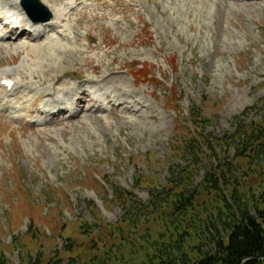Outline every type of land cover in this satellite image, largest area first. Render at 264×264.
Returning <instances> with one entry per match:
<instances>
[{
    "label": "rangeland",
    "instance_id": "1",
    "mask_svg": "<svg viewBox=\"0 0 264 264\" xmlns=\"http://www.w3.org/2000/svg\"><path fill=\"white\" fill-rule=\"evenodd\" d=\"M82 9L39 40L0 41V264L213 255L232 187L209 191L207 174L229 168L251 214L264 213L263 148L236 151L264 119V0ZM6 70L20 85L11 92ZM50 93L82 101L74 117L40 114Z\"/></svg>",
    "mask_w": 264,
    "mask_h": 264
},
{
    "label": "trees",
    "instance_id": "2",
    "mask_svg": "<svg viewBox=\"0 0 264 264\" xmlns=\"http://www.w3.org/2000/svg\"><path fill=\"white\" fill-rule=\"evenodd\" d=\"M250 129L251 134L247 136L245 133V141L236 147L239 154L247 155L256 152L258 148H263L264 151V119L258 123H251ZM253 143H259V145H253ZM225 168L223 173L207 174L204 181L209 191H217L221 187L228 190L232 187L229 195L231 201L228 202L225 198L222 200L223 208L227 209L226 211L232 218L230 225L223 227L225 231L229 232L227 242L220 237L219 242H216L218 248L213 255L206 253L194 261L186 254H182L178 260L180 264H264V213L258 211V216L251 214L249 207L241 199L239 189L236 187L237 181H234L233 178L234 175H231L233 180L227 179L230 169ZM195 198L194 194H190L183 197L179 204L188 208V205L194 204ZM234 209H236L235 213ZM211 238L214 240V236L211 235Z\"/></svg>",
    "mask_w": 264,
    "mask_h": 264
},
{
    "label": "bare ground",
    "instance_id": "3",
    "mask_svg": "<svg viewBox=\"0 0 264 264\" xmlns=\"http://www.w3.org/2000/svg\"><path fill=\"white\" fill-rule=\"evenodd\" d=\"M67 0H43V3L45 4V6L47 8H49L53 14H54V18L52 19L51 22L49 23H45V24H32L28 19H27V22L31 23V28L33 29V32L34 33H37L38 36H41L44 34H46V32L48 31H55L59 28H63L64 27V24L69 21V19L73 16L74 13H83L84 9H82L81 11H77L76 10V6H80V4L82 3V0H70V2L68 1L67 3H64L66 2ZM47 4V5H46ZM74 5V6H73ZM11 6H13L12 9H10L9 11H6L4 14L7 16L8 14H11V18L12 17H17V19H19V17H21V15H24L23 11L22 10H18V7L20 8V0H14L13 4H11ZM86 7V6H85ZM84 7V8H85ZM80 8V7H78ZM2 13V12H1ZM25 17V15H24ZM1 21V20H0ZM8 23V22H7ZM17 27H13L10 31V34H12L13 36H16V34L14 35V33L17 32ZM18 33V32H17ZM24 34H29V38L33 39V35L32 33L30 32H26L25 29H22V32L19 36L17 37H21L22 35ZM1 40H5L4 37H0ZM19 39V38H17ZM62 52V51H61ZM12 75V72L10 70H6L4 73H3V76H2V81L4 80L5 82H8L10 80H12L10 78V76ZM15 85H18V83H15ZM14 85V86H15ZM7 88V87H6ZM50 90V89H49ZM74 91L73 89L71 90V92ZM66 93V91H65ZM69 93V92H68ZM66 93V95H70V93L68 94ZM86 98H91L93 95L90 91H86V90H83L82 93ZM52 94L50 93L49 97L51 96ZM105 99H108L110 97V95H106L104 96ZM22 99V98H21ZM23 101V100H22ZM21 101V102H22ZM57 103L61 102L60 99H57L56 101ZM125 102V101H123ZM82 103V101H78L75 103V106H76V109L78 108V105ZM122 103V102H121ZM122 105H125L124 103H122ZM74 106V107H75ZM126 106V105H125ZM73 107V106H72ZM101 107V106H100ZM35 109V107L33 108ZM62 110V109H61ZM39 112V111H38ZM44 113H47L46 111H43ZM62 111H59V113H61ZM63 113H65V111H63ZM40 114H42V111L40 112ZM74 117V116H73Z\"/></svg>",
    "mask_w": 264,
    "mask_h": 264
},
{
    "label": "water",
    "instance_id": "4",
    "mask_svg": "<svg viewBox=\"0 0 264 264\" xmlns=\"http://www.w3.org/2000/svg\"><path fill=\"white\" fill-rule=\"evenodd\" d=\"M22 3L32 20L46 22L52 18V14L41 4L40 0H23ZM40 13L43 14L41 18Z\"/></svg>",
    "mask_w": 264,
    "mask_h": 264
}]
</instances>
